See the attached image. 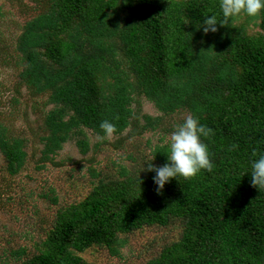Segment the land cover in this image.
<instances>
[{"label":"trees","instance_id":"16d2710c","mask_svg":"<svg viewBox=\"0 0 264 264\" xmlns=\"http://www.w3.org/2000/svg\"><path fill=\"white\" fill-rule=\"evenodd\" d=\"M218 4L47 0L26 24L18 39L24 61L19 78L35 87L34 96L48 92L58 106L45 116L49 134L39 168L68 140L87 152L86 129L103 135L105 119L116 134L134 124V75L137 93L158 100L167 114L187 109L213 129L205 139L213 169L172 179L157 194L155 173L142 171L147 165L123 167L118 178L92 183L83 199L45 219L48 232L32 241L34 254L26 245L12 247L19 260L26 257L23 264H89L82 253L94 245L117 252L120 234L171 220L182 222L183 231L149 264H264V188L252 186L249 174L253 149H264V14L244 20L259 24L257 35L234 34V21L217 24L206 40L200 26L205 15L219 14ZM145 118L151 125L162 121ZM167 150L157 146L146 164L163 166ZM0 151L7 177L17 176L29 154L1 121Z\"/></svg>","mask_w":264,"mask_h":264},{"label":"rangeland","instance_id":"374dc122","mask_svg":"<svg viewBox=\"0 0 264 264\" xmlns=\"http://www.w3.org/2000/svg\"><path fill=\"white\" fill-rule=\"evenodd\" d=\"M46 2L0 0V121L11 134L25 141L29 154L25 168L15 177H7L3 169L8 163L0 151V180L5 179L0 187V264H23L26 257L19 260L12 254V247L26 245L28 254H34L32 244L48 232L42 230L46 227L43 221L51 220L56 209L83 199L91 190L92 183L118 178L123 167L142 169L157 146L169 144L174 127L182 124L187 115H193L187 109L167 114L157 104L158 100L145 93H137L133 75L130 82L134 97V124L121 134L114 133L110 140L98 139L102 135L87 128V152L80 151L73 140H68L62 150L54 156L51 154V159L39 168L49 134L45 116L58 106L49 101L48 92L34 96L35 87L20 80L24 61L18 39L26 24L42 11ZM247 18L241 16L235 20L237 29L234 34L257 35L261 32L259 24L256 25L255 20L250 23L244 21ZM203 35L208 37L206 40L212 38L210 33L203 32ZM122 68L130 70L126 62ZM146 115L161 117L162 121L151 125ZM94 171L99 176H95ZM182 231V222L177 220H171L167 226H145L120 234L123 243L117 252L107 245H94L82 256L89 264H149Z\"/></svg>","mask_w":264,"mask_h":264},{"label":"clouds","instance_id":"9594fccd","mask_svg":"<svg viewBox=\"0 0 264 264\" xmlns=\"http://www.w3.org/2000/svg\"><path fill=\"white\" fill-rule=\"evenodd\" d=\"M218 8L219 14L212 12L210 16L205 15L200 26L205 34L215 33L218 30L217 24L230 25L241 16L260 17L264 14V0H219ZM99 127L103 131V135L97 137L100 140H110L117 131L116 125L108 119L101 121ZM212 134V128L201 124L191 114L185 117L182 124L174 127L170 134L167 162L163 166L148 163L147 168L142 170L155 173L152 180L157 194H161L165 184L172 179L182 177L187 180L197 176L202 170L212 171L213 161L208 144L205 143V139ZM249 164L251 185L264 188V149H253Z\"/></svg>","mask_w":264,"mask_h":264}]
</instances>
